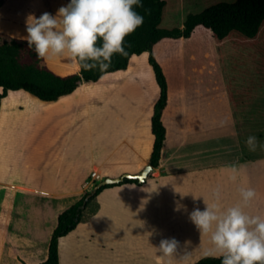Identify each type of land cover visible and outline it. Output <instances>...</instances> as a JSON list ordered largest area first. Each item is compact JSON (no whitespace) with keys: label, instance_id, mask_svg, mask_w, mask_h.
I'll use <instances>...</instances> for the list:
<instances>
[{"label":"crops","instance_id":"crops-1","mask_svg":"<svg viewBox=\"0 0 264 264\" xmlns=\"http://www.w3.org/2000/svg\"><path fill=\"white\" fill-rule=\"evenodd\" d=\"M141 56L131 60L128 70L106 75L99 82L128 72L133 60ZM113 79L119 78L106 79L107 83ZM250 83L244 85L240 81L235 89L228 91L220 81L214 82L215 89L212 90L207 81L205 87L210 88V94L205 99L203 112L208 122L212 120L214 124L197 131L187 129V111L176 109L171 93V104L165 114L169 138L163 148L160 166L153 168L143 184L126 183L101 192L87 210L86 220L60 239V264H156V248L165 238L179 241L177 252L171 258L172 264H197L205 258H215L208 254L211 249L209 236L196 229L189 213L195 207L203 210L202 196L212 199L216 189L220 190L224 204L231 206L239 202L240 187L254 188L257 198L245 210L264 214V156L241 155L229 159L231 150L225 158L217 148L208 150L206 145H198L208 132L222 130L241 136L237 120L245 117L241 112L250 106L248 100L252 97L253 84L256 83L259 93H264L263 81ZM85 84L91 83H83L79 89ZM18 92L27 93L10 92L2 102L0 116L4 102L10 99L11 93ZM159 94L160 89L156 101L147 105L149 121L145 134L137 138L139 142L128 139L137 132L133 118L127 113L112 117L111 107L105 104H100L99 111L92 109L87 113V136L78 132L69 138L72 129L59 130L51 126L42 127L36 133V145L33 143L29 149L33 150L32 156L0 176V264L44 263L49 258L51 240L61 213L92 191L96 182L143 172L153 151L152 116ZM66 97L44 103H59ZM223 99L227 100L228 121H223ZM122 107L128 109L127 104ZM193 113L195 111L190 112V125H196ZM63 115L73 119L78 118L76 115L81 118L83 114L71 111ZM173 115L172 127L169 119ZM132 127L134 130H130ZM60 131L66 132L61 136ZM98 138L107 141L99 142ZM94 173L99 177L93 178ZM233 175H236L235 181L231 179ZM194 196L201 197L195 199ZM178 204L184 207L175 211Z\"/></svg>","mask_w":264,"mask_h":264},{"label":"rangeland","instance_id":"rangeland-1","mask_svg":"<svg viewBox=\"0 0 264 264\" xmlns=\"http://www.w3.org/2000/svg\"><path fill=\"white\" fill-rule=\"evenodd\" d=\"M167 1L168 8L162 25L164 28L181 27L190 14H200L214 4L233 3L236 0ZM68 2L69 0H25L24 2L0 0L1 41L10 40L16 32L26 35L25 22L29 14L39 17L42 13L49 12L55 15L58 8L67 5ZM262 58L263 55L260 54L257 46L234 40L220 43L212 37V34L198 35L191 40L165 44L160 51L159 59L169 77L176 109L182 108L187 111L185 115L188 118L187 129L197 131L213 127L214 122L212 120L208 122L203 111L210 88L215 89L214 82L220 81L228 91L235 89L240 81H243L244 85L251 84V81L259 80L257 68ZM53 60L66 72L78 71L77 62L70 57L53 58ZM110 78L119 79H113L107 83L106 79ZM207 81L212 87H205ZM252 87V97L250 101L248 100L250 106L247 111L241 112V115L245 114L246 118L237 120L241 128V136L222 130L208 132L204 133V138L198 141V145H206L207 149L217 148L225 154V158L231 150V154L227 156L229 159L241 155L264 156V150L258 148L254 152L249 151L245 144L249 135H255L264 142V99H261L264 93L258 92L256 83ZM158 90L149 63V54H145L133 60V66L128 72L106 77L99 83L85 84L76 93L59 103H44L24 92L11 93L10 99L3 104L0 116V176L32 156L33 150L29 149H32L33 143L36 145V133L42 127L72 129L69 131V138L74 137L78 132L87 136L88 131L85 130L88 127V124L86 125V120L89 119L88 114L92 109L99 111L100 104L111 107L112 117H120L127 113L130 118H133L137 132L128 139L139 142L137 138L145 134L149 121L150 108L147 105L156 101ZM122 102L127 104V110L122 107L126 105ZM71 111L80 112L83 115L81 118L76 115L78 118L73 119L63 115ZM193 111L195 113L192 118L196 125H190L189 121L190 112ZM174 116L169 119L170 125L173 124ZM68 124L70 126L66 127ZM64 132L66 131H60V135H64ZM151 138L153 140V137ZM96 140L107 141L106 138ZM167 154L168 152L165 158Z\"/></svg>","mask_w":264,"mask_h":264},{"label":"trees","instance_id":"trees-1","mask_svg":"<svg viewBox=\"0 0 264 264\" xmlns=\"http://www.w3.org/2000/svg\"><path fill=\"white\" fill-rule=\"evenodd\" d=\"M13 1L24 2L25 0ZM167 8V0H143V7L135 10L144 16V23L126 37L128 55H114L107 74L126 71L135 56L149 54V63L160 89L152 116V133L155 141L149 165L153 168L160 166L163 148L169 138L165 114L171 104V92L169 78L159 59V52L165 44L191 40L198 35L212 34V37L220 43L234 40L257 46L258 51L263 55L257 72L259 80L264 82V0L217 3L200 14H190L183 26L174 28L162 26ZM24 35L22 32H16L10 40L2 42L0 39V90L2 91L0 112L3 100L12 91H25L43 102H57L75 93L83 83H96L102 79L101 73L84 72L78 63V72L67 73L53 59L38 58L34 49L29 48L21 39ZM223 100L225 115L223 121H228L227 100ZM218 105L221 104L218 103ZM104 180L96 182L92 191L86 193L79 202L60 214L58 226L51 240L49 258L42 264H60V239L69 235L86 220L87 210L93 206L101 192L126 183L143 184L138 180L125 179L118 184L102 185ZM197 264H221V260L209 257Z\"/></svg>","mask_w":264,"mask_h":264},{"label":"clouds","instance_id":"clouds-1","mask_svg":"<svg viewBox=\"0 0 264 264\" xmlns=\"http://www.w3.org/2000/svg\"><path fill=\"white\" fill-rule=\"evenodd\" d=\"M138 7H143V0H69L55 15L29 14L21 39L38 58L67 56L82 71H98L103 78L114 55H128L126 37L144 23V16L135 10ZM245 144L249 151L264 150V142L255 135H249ZM231 179L235 181L236 175ZM238 191L239 202L231 206L224 204L219 189L212 199L202 196L204 209L195 207L189 219L201 234L209 236L208 254L221 264H264V214L245 210L257 198L256 190L242 186ZM183 207L178 204L174 210ZM178 246L175 238L162 239L156 248V264H172Z\"/></svg>","mask_w":264,"mask_h":264},{"label":"water","instance_id":"water-1","mask_svg":"<svg viewBox=\"0 0 264 264\" xmlns=\"http://www.w3.org/2000/svg\"><path fill=\"white\" fill-rule=\"evenodd\" d=\"M153 170V167L151 165H148L141 174H124L123 176L119 178H106L103 182L102 185H108V184H118L125 179H133V180H138L140 183H143L146 181L148 178L149 174Z\"/></svg>","mask_w":264,"mask_h":264},{"label":"built area","instance_id":"built-area-1","mask_svg":"<svg viewBox=\"0 0 264 264\" xmlns=\"http://www.w3.org/2000/svg\"><path fill=\"white\" fill-rule=\"evenodd\" d=\"M99 176H97L96 173L93 174V178H98Z\"/></svg>","mask_w":264,"mask_h":264}]
</instances>
